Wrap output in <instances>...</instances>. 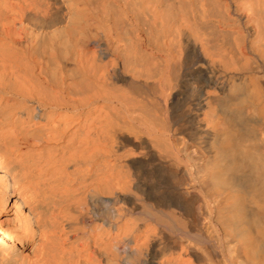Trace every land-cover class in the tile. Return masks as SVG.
Here are the masks:
<instances>
[{
    "label": "bare ground",
    "instance_id": "obj_1",
    "mask_svg": "<svg viewBox=\"0 0 264 264\" xmlns=\"http://www.w3.org/2000/svg\"><path fill=\"white\" fill-rule=\"evenodd\" d=\"M0 264H264V0H0Z\"/></svg>",
    "mask_w": 264,
    "mask_h": 264
}]
</instances>
